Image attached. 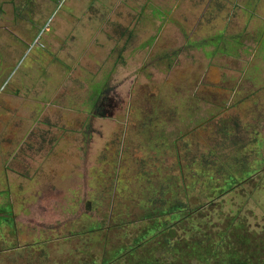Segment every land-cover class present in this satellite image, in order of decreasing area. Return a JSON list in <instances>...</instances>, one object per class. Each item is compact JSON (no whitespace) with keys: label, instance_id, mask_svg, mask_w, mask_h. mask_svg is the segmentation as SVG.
<instances>
[{"label":"rangeland","instance_id":"374dc122","mask_svg":"<svg viewBox=\"0 0 264 264\" xmlns=\"http://www.w3.org/2000/svg\"><path fill=\"white\" fill-rule=\"evenodd\" d=\"M0 61V264H103L165 185L264 250V0H0Z\"/></svg>","mask_w":264,"mask_h":264},{"label":"trees","instance_id":"16d2710c","mask_svg":"<svg viewBox=\"0 0 264 264\" xmlns=\"http://www.w3.org/2000/svg\"><path fill=\"white\" fill-rule=\"evenodd\" d=\"M252 175L253 172L244 168L239 170V177L229 174L221 178L229 193L240 183L250 182ZM169 190L170 187L162 186L161 192L158 191L162 197L158 200L152 193L149 212L138 215L135 222L127 221L125 224L128 213L126 220L116 226H112L110 219L111 226L105 229L104 221L108 216L104 214L98 217L99 222L88 228V233H97V236H107L111 231L119 229L130 233L124 242L122 240L117 246L113 245L109 251L104 250L107 258L102 259L103 264H124L126 260L131 264H253L252 258L256 256L253 249L256 246L251 243L255 238L246 230L243 231L244 226L239 223L237 213L218 210L222 212V220H218V225L222 227L216 226V233L207 232L206 227L200 224L203 215L216 211L214 205L220 206L215 204L218 202L215 198L220 196L209 194L202 204L191 208L187 200L170 198ZM219 195H225L223 190ZM198 224L203 227L201 231L196 227ZM110 241L102 242L101 246L108 247ZM98 254L103 252L98 251ZM82 255L83 261L80 264H99L92 253L82 252Z\"/></svg>","mask_w":264,"mask_h":264},{"label":"flooded vegetation","instance_id":"af4514ba","mask_svg":"<svg viewBox=\"0 0 264 264\" xmlns=\"http://www.w3.org/2000/svg\"><path fill=\"white\" fill-rule=\"evenodd\" d=\"M5 63H6V61H5ZM5 63L3 61H0V69L3 66L2 64L5 65ZM253 77H255V76H253ZM239 80H241V79H239ZM3 209L4 208H2L0 210V213L2 212ZM10 226L11 225H9L8 227H10ZM255 253H256V256L252 258L253 264H264V250H261V251L256 250Z\"/></svg>","mask_w":264,"mask_h":264}]
</instances>
